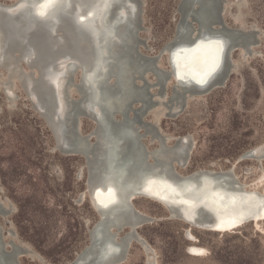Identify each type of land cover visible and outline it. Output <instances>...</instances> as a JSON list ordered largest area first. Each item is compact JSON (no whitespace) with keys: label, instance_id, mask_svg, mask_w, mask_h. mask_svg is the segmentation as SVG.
I'll use <instances>...</instances> for the list:
<instances>
[{"label":"rangeland","instance_id":"374dc122","mask_svg":"<svg viewBox=\"0 0 264 264\" xmlns=\"http://www.w3.org/2000/svg\"><path fill=\"white\" fill-rule=\"evenodd\" d=\"M179 2L143 0L142 29L134 41L139 54L155 57L170 43L180 21ZM222 18L229 28L257 30L258 44L248 53L240 49L230 53V73L223 86L186 102L176 98L174 118L167 116L174 82L164 85L160 80L150 94L155 96L163 89L162 105L153 112L157 117L151 113L144 121L157 123L162 134L170 138L187 136L192 141L189 167L180 170L173 165L176 172L187 175L196 170H232L241 183L250 185L264 179V161L241 160L253 149L257 154L264 153V0H226ZM183 27L197 28V21L192 22L188 16ZM158 65L168 69L167 54L160 57ZM4 78L5 71L0 68V202L12 209L8 218H0L2 241L10 240L11 231L15 243L35 254V260L18 258V264H66L88 246L89 231L98 220L86 193L87 169L82 157L65 156L54 149L49 128L20 84L14 80L11 94H7L1 85ZM79 79L77 71L74 83ZM145 79L151 85L155 83L150 74ZM69 92L72 99L79 98L75 88ZM94 127L90 119L79 118L83 135ZM139 142L146 151L154 147L147 139ZM130 203L136 213L151 222L137 229L144 245L132 242L123 264H264V222L260 224L263 232L247 223L238 230L219 234L191 228L170 217L159 203L141 195ZM188 231L193 241L187 240ZM192 245L203 248L205 257L188 256L186 250ZM9 251L4 246L3 252Z\"/></svg>","mask_w":264,"mask_h":264},{"label":"bare ground","instance_id":"6f19581e","mask_svg":"<svg viewBox=\"0 0 264 264\" xmlns=\"http://www.w3.org/2000/svg\"><path fill=\"white\" fill-rule=\"evenodd\" d=\"M44 3L52 5L43 15L48 22L54 20L61 13H66V16L58 23L55 34L38 25L34 19L35 14L40 15L38 10ZM109 5L112 7L105 18ZM136 7V0H60L56 2L52 0H16L11 4L0 3V65L2 67L0 68L8 73L10 78L16 80L23 90L25 86L30 85L29 82L34 83V95H37L40 105L50 111L53 104L48 91L42 84L34 81L28 73L21 72L20 62L29 60L37 74L47 76L59 87L60 82L61 84L62 82L66 83L60 76L74 64L78 68L80 67L78 69L80 76L85 78L91 74L99 73L109 63L112 55H116V61L110 65V71L114 78L109 85L103 87L105 92L102 100L107 112L105 123L101 121L103 114L97 111L99 122L98 126L94 127L96 136L92 137L97 141V144L88 143L86 135L80 131L81 136L78 140H74L71 131L66 134L67 141H71L80 151L86 152L87 150V153L91 154L90 170H94V172L90 175L86 185L88 189L86 193L92 208L94 209V206L90 197L94 198V202L92 201L94 205L101 206L96 200L97 191L108 194L110 190L114 189L113 183L117 182L122 192L127 191L124 199L128 201L140 196V192H143L141 196L159 203L168 211L170 210L173 218H177V210H181L186 219L197 216L194 224L177 218L191 228L220 234L235 231L247 223H253L258 230L263 232L260 224L264 222V179L247 185L241 183L232 170L206 169L181 175L176 172L173 165L180 170H186L189 167L193 145L190 138L187 136L170 138L162 134L157 123L144 121V118L153 113L158 105H162V99L155 95L154 98H158L157 104L155 103L156 106L154 103L151 105L143 85L136 86L134 78L147 71L146 75L150 74L155 80L154 85H157L161 80V74L153 67L152 59L144 60L137 57L136 61H133L132 48L125 44L127 35L133 30L134 23L131 14ZM212 8L211 0H200L196 13L197 28L191 30L182 26V30L185 31L181 33L182 30H179L181 28L178 25L175 35L170 41L169 50L165 53L168 58L172 55L176 76L178 78V74L182 75L184 79L180 80L184 82H196L204 77V73L215 56L213 48L192 51L197 43L204 41L207 44L209 40H220L224 46L223 36L217 35L220 31H208ZM189 11L190 8L185 6L183 9V12L186 13L185 18L191 16ZM74 19L78 21V24L73 22ZM32 25L35 26L34 29H30ZM249 40L245 37L244 40H237V44L247 48L234 50L250 52L249 48L253 46H248L251 43ZM180 49H188V51H179ZM178 51L179 55L177 56ZM221 55L222 53L220 57ZM213 74L206 77V80ZM3 88L7 94H11L12 89L9 86L3 85ZM153 89H157V87H153ZM26 95L28 97L27 93ZM176 98H179L176 94L169 97L167 116L170 118H174L176 115L173 113L177 109V105H173ZM133 105H138V108H133ZM153 114L157 117V114ZM140 139H147L150 146L154 147L146 151L145 147L140 144ZM171 141L173 145H170ZM147 159L150 161L147 162ZM241 160H255L260 164L264 161V153L257 154L253 149L242 155ZM121 177L123 179L120 182L119 178ZM149 178L164 180L167 185L171 186L154 185L155 190L168 197L167 200L157 199L143 191ZM106 181L109 183L104 184ZM102 198L108 204L113 201L111 195ZM182 201H187V203H182ZM169 203L178 204V207L172 209ZM202 208H206L213 214V220L206 218L205 214L201 212ZM11 210L5 203L0 202V218H8L9 215L6 212ZM132 217L140 221L143 218L142 215L134 212L131 217L123 214L116 215L115 220L118 223H125ZM233 218L238 221L234 226L224 229L217 228L221 220L229 221ZM145 224L147 223L138 228ZM125 229L129 230L130 227L126 226L123 230ZM103 231L99 225H95L89 232V244L82 252L79 261L67 264H96V243ZM9 237L10 240L4 243L0 228V247L4 245L10 248V251L5 253V257L0 252V262L13 264V254H17V259L23 257L31 260L36 259L35 254L29 248L22 246L25 248L22 251L20 244L13 245L11 241L15 239L13 232L9 231ZM187 240H192L189 231ZM101 242L106 250L110 245L123 250L126 245L130 246L132 242L144 245L140 238H135L133 233L115 236L114 233L105 232ZM190 249L203 248L189 246L186 250L188 256L205 257V254L197 255L190 252ZM126 259V257H116L103 264H123ZM14 264H18V261Z\"/></svg>","mask_w":264,"mask_h":264},{"label":"water","instance_id":"95a60500","mask_svg":"<svg viewBox=\"0 0 264 264\" xmlns=\"http://www.w3.org/2000/svg\"><path fill=\"white\" fill-rule=\"evenodd\" d=\"M60 1V0H52ZM137 1V7L133 9L132 12V21L134 23L133 30L127 35V42L125 43L126 46H130L132 48V60L136 61L137 57L145 59H152L153 67L158 70L161 74V81L165 85L169 81L173 80V88H172V94H176L178 97H181L184 102H186L187 99L192 98L194 96H201L209 91H211L213 88L223 86L229 73H230V66L228 63L229 55L230 53L236 49V48H247V47H241L239 44H237V40H244L245 38L250 39L249 42H251L248 46H255L258 44V35L259 32L257 30L246 32L240 28L232 29L225 25L222 14L224 11V6L226 3V0H211L213 8L210 14V21L208 26V31H220V33H217V35H221L224 38V46H223V52L221 55L219 67L214 72V74L209 77L206 80V83L203 85H200L196 82H184L177 78L176 76V70L173 64L172 55H170V58L167 57V64L168 69H161L159 67V59L162 55H164L169 50V44L168 43L165 47L161 49L159 54L155 57H147L144 55H141L138 53L137 50H135V47L137 46V43L134 42V40L137 38L138 32L142 29V7H143V0H136ZM200 0H180L178 4L177 12L180 14V21H179V27L183 26V21L185 19V12H183L184 7L188 6L190 8L189 14H191L190 18L192 22L196 21V13L198 11ZM112 6H108L106 9V15L105 18H107L108 13L110 11ZM192 9V11H191ZM66 13H61L58 15L54 20H50L51 22H48V20H45L44 16L35 14L34 19L38 23V25L44 27L45 29H48L52 31L53 34H55V30L57 28L58 23H60V20L66 16ZM187 18V17H186ZM75 24H78L77 20H73ZM218 27V28H215ZM35 26L32 25L30 29H34ZM194 28H191V30ZM129 47V48H130ZM249 48V47H248ZM250 49V48H249ZM226 54V55H225ZM136 57V58H135ZM226 58V63H225ZM117 59L116 55H112L110 58L109 63L102 68V70L97 74H91L88 77L80 76L79 82L77 84L74 83L73 77L75 73L78 71V68L76 64L71 66V68L68 69L66 73H63L60 77L62 78V81L64 82L60 86L57 87V85L54 84L53 81L49 80L47 76L37 74L34 69L31 67L29 60H23L19 63V67L21 72L28 73L34 81L39 82L42 84L46 90L49 93L50 99L52 101L53 107L50 109V111H47L45 107L40 105L38 101L37 95H34L33 93V86L34 83H30L29 86H25L24 92L28 94V97L31 96L29 99L32 108L39 114L40 117H42L49 128L52 137L55 142L54 149L59 151L62 155L65 156H80L84 160V168L87 169V181L86 185L89 182L90 175L94 172V170H90L91 165V154L86 152L80 151L77 147L72 144L71 141H67L66 134L68 131H71L74 137V140H78L79 136H81L79 132V118L80 117H87L92 120V122L98 126V117H97V111H100L101 114V121L102 123L106 122L105 115L106 107L104 106V102L102 100V97L104 95L103 87L105 85H109L114 78V76L111 74L110 71V65H112ZM141 59V60H143ZM141 63V61H140ZM139 63V64H140ZM24 64L27 67V70H25L22 66ZM1 67V65H0ZM2 68V67H1ZM147 71H144L141 73V75L134 78V84L139 87V85L136 83L137 80H140L144 91L148 94L151 105L154 103V106H156L157 102L153 101L154 96L150 94V90L153 89V87H158L159 83L157 85H151L149 82L145 79ZM89 77H91V82L89 81ZM13 81L14 79L10 78L8 76V73H5V78L3 79L1 85H7L11 89L13 88ZM60 81V80H59ZM58 81V82H59ZM76 88V92L79 94L78 99H72L70 97V88L71 87ZM164 90L162 89L159 91L156 96H159L160 98L164 97ZM156 103V104H155ZM132 107V105H131ZM94 128L90 133L86 135V139L88 143H93L94 145L97 144V141L94 140V142H91L93 139V136L95 135ZM89 150V148H88ZM123 177L119 178V181L121 182ZM109 182L106 181L104 184H108ZM113 187L115 190L116 198L114 199L115 202H110L107 207H102L99 205H94V198L90 197V201L92 205L94 206L95 212L98 216V220L96 221L95 225H99L103 232L100 233L97 244V251H96V264H103L105 261L112 260L116 257H126V252L128 250L129 245H126L123 250H120L118 248V251L109 253L108 250H106V247H104L102 244V237L103 233L109 232L114 233L115 236H117L118 232L122 231L124 227L129 226L130 229L125 233L126 234H132L135 235V238H139V235L137 233V229L140 225L144 223L151 222V219L147 217H143L140 221L135 218H131L130 220L126 221L125 223H118L115 220V216L119 214L126 215L128 217H131L133 213L135 212L133 206L130 203V200L124 199V196L127 194L126 192H122L119 188V184L117 182L113 183ZM88 191V189H86ZM143 195V192H140ZM83 196V195H82ZM81 199V198H80ZM80 201V200H79ZM93 201V202H92ZM178 204L169 203L170 208L178 207ZM3 207V206H2ZM5 209V208H4ZM7 211V209H5ZM170 211V210H169ZM201 212L205 214L206 218L209 220H213L214 216L213 214L207 210L206 208H202ZM136 213V212H135ZM7 215L11 214V211L6 212ZM137 214V213H136ZM170 217H172V213H170ZM176 217L179 219H184L188 223L194 224V220L197 219V216H193L192 218L186 219L181 210H177ZM94 225V226H95ZM115 230V232H113ZM90 232V231H89ZM134 238V237H133ZM13 245H15V242L11 240ZM104 247V248H103ZM4 245L0 247V252L3 257H5V253L3 252ZM84 248L79 254L76 255L73 261L68 263H75L76 261H79V259L82 256V252L85 250ZM21 250L24 251L25 248H22ZM2 257V258H3ZM14 263L17 262V254H13L12 257ZM13 263V264H14ZM67 264V263H66Z\"/></svg>","mask_w":264,"mask_h":264},{"label":"snow or ice","instance_id":"6c2138e0","mask_svg":"<svg viewBox=\"0 0 264 264\" xmlns=\"http://www.w3.org/2000/svg\"><path fill=\"white\" fill-rule=\"evenodd\" d=\"M202 48H213L215 51V56H214L212 62L209 64L207 71L204 73V77H202L196 81L200 85L205 84L206 83V77H208L212 73H214L217 70V68L219 67L220 54L223 52V42L220 40H209L207 42V44H205L204 41H200L199 43L196 44L195 48L192 49V51H199ZM179 51H188V49H180ZM179 51L176 54L177 56L179 55ZM178 78L184 79V77L182 75H179V74H178ZM157 184L167 185V182L164 180H157V179L149 178L146 182V185H145L143 191L145 193H147L148 195H151L157 199L167 200L168 199L167 196L163 195L160 191L154 189V185H157ZM167 186L171 187L170 185H167ZM106 195H111L113 197L112 202H114L115 193L112 192V190H110L108 194L101 193L99 191H97V193H96L97 203H99L102 207L108 206V203L105 201L104 198H102ZM182 203H187V201H182ZM236 223H238V221L235 218H233L229 221L221 220L220 223L217 225V228L218 229L230 228V227L234 226ZM189 251L193 252L194 254H197V255L205 254L203 249H190Z\"/></svg>","mask_w":264,"mask_h":264},{"label":"clouds","instance_id":"9594fccd","mask_svg":"<svg viewBox=\"0 0 264 264\" xmlns=\"http://www.w3.org/2000/svg\"><path fill=\"white\" fill-rule=\"evenodd\" d=\"M50 7H52V5L50 3H44V4H42L40 6V9L38 10L39 11V14L43 16L46 13L47 9H49ZM89 81L91 82V77H89ZM112 192L115 193V190L113 189ZM114 202H115V200H114ZM108 251H109V253H112V252L118 251V249H116V248H114V247H112L110 245L109 248H108Z\"/></svg>","mask_w":264,"mask_h":264}]
</instances>
